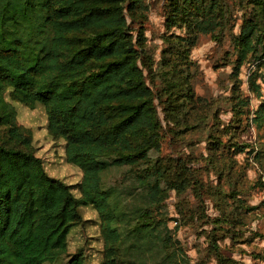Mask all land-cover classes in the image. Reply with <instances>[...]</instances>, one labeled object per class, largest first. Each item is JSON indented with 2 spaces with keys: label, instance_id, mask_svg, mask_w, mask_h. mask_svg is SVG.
I'll use <instances>...</instances> for the list:
<instances>
[{
  "label": "trees",
  "instance_id": "1",
  "mask_svg": "<svg viewBox=\"0 0 264 264\" xmlns=\"http://www.w3.org/2000/svg\"><path fill=\"white\" fill-rule=\"evenodd\" d=\"M104 1L0 0V124L9 135L0 140V264H54L67 251L79 208L89 205L100 217L103 264H194L173 235L166 204L183 182L169 181L159 163L140 166L159 149L160 124L126 14L142 0ZM172 1L170 26L207 33L222 25L214 16L222 0ZM252 2L264 12V0ZM261 28L244 20L237 76L262 41ZM7 90L14 101L44 105L49 134L65 141L66 160L82 170L79 195L31 150ZM255 114L264 120V101ZM124 167L125 183H111ZM69 264H83L82 251Z\"/></svg>",
  "mask_w": 264,
  "mask_h": 264
},
{
  "label": "rangeland",
  "instance_id": "2",
  "mask_svg": "<svg viewBox=\"0 0 264 264\" xmlns=\"http://www.w3.org/2000/svg\"><path fill=\"white\" fill-rule=\"evenodd\" d=\"M104 3L93 0L95 6ZM172 3L142 0L133 14L126 11L160 122L159 149H150L140 166L159 163L169 181L183 182L181 192L169 190L166 204L169 226L191 262L264 264V120H255L264 101V12L252 0H222L214 14L222 25L204 33L186 23L168 25ZM249 18L260 23L262 41H254L256 50L237 76L236 37ZM4 97L15 108L17 123L31 133V150L47 172L79 195L82 170L66 160L65 141L49 134L44 105L14 101L9 90ZM8 137L0 124V140ZM125 172V167L112 172L109 181L125 183ZM79 212L67 251L54 264H69L79 251L83 264L104 263L99 214L91 205Z\"/></svg>",
  "mask_w": 264,
  "mask_h": 264
}]
</instances>
